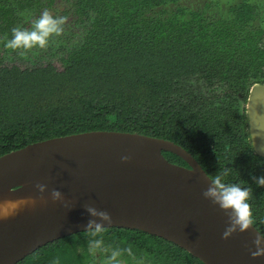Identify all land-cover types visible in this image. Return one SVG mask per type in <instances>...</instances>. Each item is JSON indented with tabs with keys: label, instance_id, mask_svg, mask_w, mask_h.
Instances as JSON below:
<instances>
[{
	"label": "trees",
	"instance_id": "obj_1",
	"mask_svg": "<svg viewBox=\"0 0 264 264\" xmlns=\"http://www.w3.org/2000/svg\"><path fill=\"white\" fill-rule=\"evenodd\" d=\"M77 1L78 14L92 3L97 16L84 45L69 55L62 72L0 67V156L28 144L91 131L167 140L188 152L209 178L227 167L228 182L249 186L253 227L264 232V186L257 187L253 180L264 175V159L254 155L247 131L238 136L228 111L203 109L198 96L190 97L182 87L197 73L240 75L235 57L241 49L236 54L231 47L235 42L227 40L236 30L210 31L193 16L182 23L152 20L149 34L144 33L140 10L148 0ZM164 1L152 0V5ZM1 11L0 31L11 27L14 10ZM212 36L215 43L208 41ZM257 53L254 58L260 57ZM163 156L185 165L171 153ZM76 237L89 240L90 235L70 240ZM103 243L130 248L132 255L152 264H202L182 248L136 230L104 229Z\"/></svg>",
	"mask_w": 264,
	"mask_h": 264
},
{
	"label": "water",
	"instance_id": "obj_2",
	"mask_svg": "<svg viewBox=\"0 0 264 264\" xmlns=\"http://www.w3.org/2000/svg\"><path fill=\"white\" fill-rule=\"evenodd\" d=\"M246 120L252 151L264 158V85L250 90ZM209 183L180 146L141 134L91 131L28 144L0 156V203L24 201L0 217V264H16L47 243L84 231L92 218L88 206L110 214L106 228L155 236L202 264H264V255H250L258 232L253 226L222 238L227 215L202 196ZM37 184L46 186L43 193ZM53 189L62 200L51 198Z\"/></svg>",
	"mask_w": 264,
	"mask_h": 264
},
{
	"label": "flooded vegetation",
	"instance_id": "obj_3",
	"mask_svg": "<svg viewBox=\"0 0 264 264\" xmlns=\"http://www.w3.org/2000/svg\"><path fill=\"white\" fill-rule=\"evenodd\" d=\"M34 1L37 3L30 7L28 4L31 5ZM226 1L228 3H224L225 5H219L216 2L203 3V8L194 10L178 5L179 0H165L161 4L153 5L152 0H148L147 5L141 4L140 10L146 22L144 33L152 32V20H155V23L168 21L182 23L190 21L193 16L202 19V25L210 31L236 30L235 37H229L227 40L235 42L231 44V47L236 49V54L241 49L235 57V60L239 61L238 74L240 75L236 77L234 73L226 72L222 77H218L216 73L208 75L197 73L188 77L184 83L186 86L182 87L183 90L184 87L188 90L185 93L190 97L198 96L195 99L204 104L203 109L217 110L218 108L220 111L224 108L228 111L232 126L239 129L238 136H244L247 131L244 122L250 90L255 85H264V0ZM77 4V0H0V12L8 8L14 10L9 18L12 21L11 27L0 31V67L16 68L18 71L49 67L56 72H62L67 67L69 55L80 50L84 45L87 33L92 29V19L97 16L92 3L84 6V13L80 14L76 12ZM45 10L54 17H65L63 31L59 36H50L49 43L44 48L33 47L28 50L5 48L7 40L12 38V28H30L32 21ZM248 13L249 17L246 18L245 14ZM0 23H2L1 19ZM208 41L215 43V36L209 37ZM22 52L23 55H21ZM256 52L260 57L254 58ZM179 89L181 93V86L178 87ZM163 153L167 152H162V155ZM174 164L186 167V164ZM81 233L87 232L82 231L47 243L16 264H54V262L56 264H105V257L115 247L103 243L107 251L91 254L88 239L78 240L76 237L75 241L70 240L72 236ZM47 248L50 251L47 250V252ZM119 259L121 264H152L143 256H129L126 253Z\"/></svg>",
	"mask_w": 264,
	"mask_h": 264
},
{
	"label": "clouds",
	"instance_id": "obj_4",
	"mask_svg": "<svg viewBox=\"0 0 264 264\" xmlns=\"http://www.w3.org/2000/svg\"><path fill=\"white\" fill-rule=\"evenodd\" d=\"M65 17H54L45 10L41 15L32 21L30 28L14 27L11 29L12 38L7 40L5 48L28 50L33 47L44 48L49 43V37L52 35L59 36L62 31ZM23 55V52L21 53ZM127 160V157H122ZM231 169L223 168L222 172L212 175L209 178V186L202 192V196L216 205L227 215V227L222 233V238H228L234 232H244L254 224L253 212L249 203L251 188L242 186L240 183L228 182L226 177L229 176ZM253 180L257 187L264 186V175L255 176ZM45 185L37 184L39 192L45 191ZM51 198L54 201L62 200V194L59 190L51 191ZM19 203L24 201H4L0 203V217L10 215L14 212ZM91 219L84 227V231L89 233L88 240L89 252H105L103 247V235L105 226L111 224V216L108 212L98 210L95 207L88 206L86 209ZM103 222V223H102ZM264 223V220L261 221ZM257 235L253 240L255 251H250L252 258L264 255V232H256ZM132 255L130 248H114L105 257V264H121L119 257L123 254ZM56 264V262H54Z\"/></svg>",
	"mask_w": 264,
	"mask_h": 264
},
{
	"label": "rangeland",
	"instance_id": "obj_5",
	"mask_svg": "<svg viewBox=\"0 0 264 264\" xmlns=\"http://www.w3.org/2000/svg\"><path fill=\"white\" fill-rule=\"evenodd\" d=\"M213 4L214 2L218 3L219 5H225L224 3H228L226 0H179L178 5L184 6L189 9H201L203 8V3H210Z\"/></svg>",
	"mask_w": 264,
	"mask_h": 264
}]
</instances>
